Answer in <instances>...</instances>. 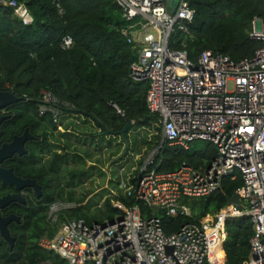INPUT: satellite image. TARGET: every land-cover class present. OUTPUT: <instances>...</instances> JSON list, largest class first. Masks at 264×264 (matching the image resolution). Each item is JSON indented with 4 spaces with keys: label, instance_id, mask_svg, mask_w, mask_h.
<instances>
[{
    "label": "built area",
    "instance_id": "1",
    "mask_svg": "<svg viewBox=\"0 0 264 264\" xmlns=\"http://www.w3.org/2000/svg\"><path fill=\"white\" fill-rule=\"evenodd\" d=\"M53 1L62 16L65 8ZM114 1L124 10L127 23L121 31L136 54L129 76L148 83L147 106L157 116L162 139L139 174L122 183L123 194L135 199L132 205L120 200L117 206L123 212L90 223L83 217L61 219L65 210L78 203L54 199L46 219L57 229L53 235L43 234L39 245L68 264H215L211 254L225 264L226 221L248 215L253 234L244 264H264V22L253 21L251 35L262 45L252 56L234 60L205 49L190 59L185 48L172 43L176 30L184 34L182 45L191 34L189 23L195 16L191 0H178L175 8L171 0ZM0 6L11 7L25 24L35 20L23 0H0ZM73 44L71 34L62 36L63 48ZM112 104L125 115L118 103ZM70 107L52 88L41 90L39 115H49L59 128ZM195 140L215 145L216 153L208 162L183 163L173 170L151 166L164 144L189 148ZM239 173L243 179L236 191L240 207L227 203L214 216L186 222L169 234L164 231L160 213L191 214L192 199L210 195L221 187L225 175L235 178ZM209 229L217 231L219 241H213Z\"/></svg>",
    "mask_w": 264,
    "mask_h": 264
},
{
    "label": "trees",
    "instance_id": "2",
    "mask_svg": "<svg viewBox=\"0 0 264 264\" xmlns=\"http://www.w3.org/2000/svg\"><path fill=\"white\" fill-rule=\"evenodd\" d=\"M23 1L34 15L33 23H23L11 7L0 6V90H11L21 97L14 105L24 121L37 118L36 125L45 121L58 128L59 124L49 115L40 116L38 112L41 90L47 87L73 105L66 108L69 114L91 117L101 128L104 124L117 131L128 117L143 125L157 120L147 106L148 83L134 81L129 76V66L136 54L133 43L121 31L127 23L124 10L114 0H58L65 8L62 16L53 0ZM191 5L195 9L194 19L189 23L191 34L182 45L184 34L176 30L172 43L185 48L190 59H196L205 49H212L240 60L252 56L262 45L261 39L252 36L251 31L256 18L264 22V0H191ZM66 33L74 38L70 48L61 45ZM112 102L118 103L125 115ZM41 137V150L50 151L53 144L47 134ZM162 152L164 157L159 162L156 158L151 166L173 170L183 163L208 162L216 148L209 141L195 140L189 148L164 144L159 154ZM67 159V152L54 149L48 165L39 168L49 186V173H58ZM76 173L71 171L72 179ZM242 183L240 173L235 178L225 175L219 189L200 199L198 214L160 213L164 231L169 234L186 222H200L212 216V212L228 203L227 197L234 195ZM62 193L58 192V196ZM115 198H120L125 205L135 202L131 196L115 195ZM54 199L55 194L49 189L43 200L45 205L30 209L21 222L9 224L11 234L16 237L14 248H10L0 233V264H41L42 260L49 264H68L58 253L38 243L43 234L53 235L57 229V225L50 226L46 219L48 204ZM106 203L108 220L123 212L110 198ZM194 203L193 210L197 209ZM85 206L68 208L61 219L83 217L90 222ZM143 211L152 214L146 207ZM252 234L253 224L248 215L227 219L222 243L225 264H244L251 249Z\"/></svg>",
    "mask_w": 264,
    "mask_h": 264
},
{
    "label": "rangeland",
    "instance_id": "3",
    "mask_svg": "<svg viewBox=\"0 0 264 264\" xmlns=\"http://www.w3.org/2000/svg\"><path fill=\"white\" fill-rule=\"evenodd\" d=\"M258 25L261 22L258 21ZM39 129L41 135L46 133L53 144L50 151H42L43 166L48 165L54 149L68 153V161L63 163L61 170L49 173L50 191L55 194V199L87 205L84 210L90 215V223L104 221L103 217L107 219V199L110 198L112 204H118L120 198H115V195H124L123 181L137 175L148 155L156 151L162 139V129L156 121L146 125L134 121L129 128V149L120 156L125 148L122 137L105 134L96 120L84 114L74 116L71 125L63 123V127L56 129L51 123L44 121ZM164 155L165 152H162L157 156L158 162ZM72 170L77 171L73 179ZM61 191L62 196H58ZM200 199L203 198L190 201V204L195 202L197 207L195 210L191 208V214L201 211ZM215 213L212 212V216ZM212 233L216 241H219L217 231ZM225 234L226 230L222 232V236L225 237Z\"/></svg>",
    "mask_w": 264,
    "mask_h": 264
},
{
    "label": "flooded vegetation",
    "instance_id": "4",
    "mask_svg": "<svg viewBox=\"0 0 264 264\" xmlns=\"http://www.w3.org/2000/svg\"><path fill=\"white\" fill-rule=\"evenodd\" d=\"M0 117H2L0 121V147L16 138L18 140L16 146L23 150V152L16 150L11 156L5 158L0 165L12 168L18 177L35 180L41 190L40 195H38L35 185L17 187L15 184L3 183L0 179V197L6 194L15 195L7 205L0 208V212L3 215L17 214L20 216V221L13 220L12 222H21L30 209L38 205H45L43 200L50 189L43 174L39 172V168L42 166L43 150H41L40 145L43 137H41L39 129L40 124L36 125L37 118L32 121H24L14 103L1 107Z\"/></svg>",
    "mask_w": 264,
    "mask_h": 264
},
{
    "label": "water",
    "instance_id": "5",
    "mask_svg": "<svg viewBox=\"0 0 264 264\" xmlns=\"http://www.w3.org/2000/svg\"><path fill=\"white\" fill-rule=\"evenodd\" d=\"M178 3V0H171V6L172 8H175ZM21 99L20 96L15 94L11 90H0V108L5 107L9 104L15 103ZM2 120V117H0V121ZM134 124V120L130 117L127 118L125 125L115 131L108 129L104 124H102V129L105 134H114V135H120L125 142V148L120 156H122L124 153H126L129 149L130 140L128 137V130L130 127H132ZM18 140L15 138L10 143H4L0 147V163L7 157L11 156L16 150H19L20 152H23L22 149L16 146V142ZM0 179L3 181V183H9V184H15L17 187H21L24 185H35L38 195H40V187L39 184L36 183L33 179H23L21 177H18L14 172L12 168H7L0 165ZM15 195L6 194L2 197H0V208L7 205L11 199H13ZM227 202L230 204H236L237 206H241V198L239 193H235L232 196L227 197ZM13 220L20 221V216L14 213L3 215L0 212V233L3 236V238L9 243L10 248H14L16 237L11 234L9 230V223ZM172 247H169L171 249ZM41 264H49L45 260L41 261Z\"/></svg>",
    "mask_w": 264,
    "mask_h": 264
},
{
    "label": "crops",
    "instance_id": "6",
    "mask_svg": "<svg viewBox=\"0 0 264 264\" xmlns=\"http://www.w3.org/2000/svg\"><path fill=\"white\" fill-rule=\"evenodd\" d=\"M74 116H77L76 114H66L63 118H62V120L64 121H62V127H63V123H66L67 125H71V120H73L74 119ZM59 128V127H58Z\"/></svg>",
    "mask_w": 264,
    "mask_h": 264
},
{
    "label": "bare ground",
    "instance_id": "7",
    "mask_svg": "<svg viewBox=\"0 0 264 264\" xmlns=\"http://www.w3.org/2000/svg\"><path fill=\"white\" fill-rule=\"evenodd\" d=\"M210 237L213 239V241H216L215 236L213 235V233L210 231ZM211 260L215 263V264H220V259H218L216 254H211Z\"/></svg>",
    "mask_w": 264,
    "mask_h": 264
}]
</instances>
